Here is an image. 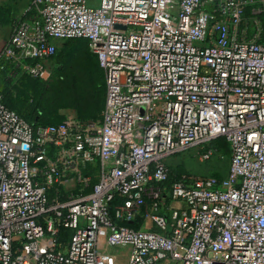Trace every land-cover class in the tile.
I'll return each mask as SVG.
<instances>
[{"label":"built area","instance_id":"built-area-1","mask_svg":"<svg viewBox=\"0 0 264 264\" xmlns=\"http://www.w3.org/2000/svg\"><path fill=\"white\" fill-rule=\"evenodd\" d=\"M263 32L264 0H28L0 71L38 77L83 38L105 95L99 121L38 124L0 94V264H264ZM218 137L225 175L169 182Z\"/></svg>","mask_w":264,"mask_h":264},{"label":"rangeland","instance_id":"rangeland-1","mask_svg":"<svg viewBox=\"0 0 264 264\" xmlns=\"http://www.w3.org/2000/svg\"><path fill=\"white\" fill-rule=\"evenodd\" d=\"M88 1L96 5L98 0ZM2 5L8 12L0 14V31L7 35L13 22L20 17L23 2L8 0ZM55 45V54L44 63L40 76H18L10 79V82L0 78L1 94L12 107L29 119L53 122L72 115L99 121L104 102L103 75L95 53L83 38L58 39ZM204 150L202 145L180 152L169 158L168 168L172 172L181 171L191 177L225 175L230 158L226 145H221V148L214 146L212 155L203 160L200 155ZM98 172L97 165L89 167L90 183L96 180ZM65 192L64 186H57L51 189L50 195L60 200L65 197ZM118 264H125L123 256L118 259Z\"/></svg>","mask_w":264,"mask_h":264},{"label":"trees","instance_id":"trees-1","mask_svg":"<svg viewBox=\"0 0 264 264\" xmlns=\"http://www.w3.org/2000/svg\"><path fill=\"white\" fill-rule=\"evenodd\" d=\"M13 2H16V3H19L20 1H22L23 2V7H24V5H26V3H27V1L28 0H12ZM22 7V8H23ZM8 12V9L7 8H5V6L4 5H0V14H5V13H7ZM19 18H17V20H18ZM17 20L16 21H14L13 22V24H15L16 22H17ZM13 26V25H12ZM75 39H77V38H75ZM261 40H264V39H262L261 38ZM55 54V53H54ZM53 54V55H54ZM52 55V56H53ZM97 64H98V62H97ZM98 67H99V65H98ZM99 69L101 70V68L99 67ZM101 72H102V70H101ZM102 75H103V72H102ZM20 76H22V77H24V76H26V77H30V76H28V75H26V74H22V75H20ZM0 78H1V80H3L4 82H10V79H12L13 77H9V76H7V74H6V71L3 69V70H1L0 71ZM31 78H36V77H31ZM102 92H103V95H105V87H104V78H103V89H102ZM0 94H1V91H0ZM1 96H2V99H3V101H4V103L8 106V107H10V108H12V109H14L15 111H17L14 107H12L9 103H8V101L6 100V97L3 95V94H1ZM104 103V102H103ZM18 112V111H17ZM19 113V112H18ZM20 115H22L21 113H19ZM26 120H28L29 122H31V123H38V124H47V123H56V122H59V121H61V120H59V121H53V122H43V121H41V120H38V119H29L28 117H26V116H24V115H22ZM223 144H225L226 145V148H227V150H228V152H229V156H230V149H229V145H228V143H227V141L225 140V138H223V137H218V138H216V139H214V140H212V141H210L209 142V144H208V147H218V148H221V145H223ZM169 167V166H168ZM169 169V168H168ZM184 173L183 172H181V171H178V172H172L170 169H169V182L170 181H174V180H177V179H179L182 175H183ZM187 175V174H186ZM217 177H221V176H217ZM62 234V233H61ZM65 234H67V232H65L64 233V235L62 234L61 235V237H62V239L65 241V238H66V235Z\"/></svg>","mask_w":264,"mask_h":264},{"label":"crops","instance_id":"crops-1","mask_svg":"<svg viewBox=\"0 0 264 264\" xmlns=\"http://www.w3.org/2000/svg\"><path fill=\"white\" fill-rule=\"evenodd\" d=\"M6 1H8V0H4L3 2H6ZM3 2H0V5H2V3ZM10 34V31L8 32V34L6 35H3L2 33H1V31H0V47L2 46V44H3V42L5 41V39H6V37L8 36ZM111 250H114L113 251V253L114 252H119L120 250H115V249H110V251ZM112 252V251H111ZM171 261H167V260H165V261H162V262H160L159 264H169Z\"/></svg>","mask_w":264,"mask_h":264}]
</instances>
